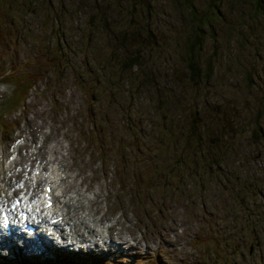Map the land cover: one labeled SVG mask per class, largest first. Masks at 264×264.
<instances>
[{
  "label": "rangeland",
  "instance_id": "374dc122",
  "mask_svg": "<svg viewBox=\"0 0 264 264\" xmlns=\"http://www.w3.org/2000/svg\"><path fill=\"white\" fill-rule=\"evenodd\" d=\"M50 1L45 5L35 0L33 11L21 22L24 56L33 53L34 42L43 45L47 40V28L58 10L56 21L61 20L64 27L71 25L67 34L80 49L75 54L78 60L80 53H86L105 66L110 55L119 59L120 52L137 50L142 70L127 89L118 86L122 102H115V111L120 116L106 99L113 94L106 92L104 103L93 107L78 84H71L69 75L64 82L47 78L38 82L20 106L1 107L9 128L7 134L0 132L1 160L10 178L8 198L17 180L28 177L37 164L43 180L29 193H39L51 164L57 161L63 195L59 201L69 191H77L73 204L67 206L75 231L65 227V235L61 233L67 241L78 233L89 240L80 249L66 242L67 252L112 255L113 264H264V223L252 239L246 224L249 216H245L249 205L256 203L260 204L258 212L264 214V0L258 4V0ZM100 13L107 16L105 25L98 20ZM90 19L94 23L88 26ZM61 27L54 22L50 30ZM87 30L91 35L85 39ZM195 33L201 43H194L192 54L187 55L186 46ZM187 57L196 63L201 76L196 85L187 79ZM82 72L80 67L78 73ZM146 74L152 82L150 92L147 87H136V79L141 81ZM84 81L88 83L86 77ZM52 83L55 95L49 89ZM9 88L0 84V102ZM126 92L132 102L124 97ZM159 100L167 101L166 111L183 123H191L195 116L198 134L206 141L205 136L217 134L216 140H209L216 162L196 168L175 196L154 198L164 202V217L142 196L139 206L128 192L120 191L113 174L119 171L121 157L139 170L145 163L141 154L159 158L161 136L166 140L167 133L173 132L168 123L157 131L161 113L155 104ZM89 115L95 124L93 132L88 129ZM176 122L174 127L179 128ZM154 138H159V145H154ZM119 141L122 148L113 153ZM141 144L148 153L137 150ZM101 239H106L102 245ZM31 242V250L13 252L5 247L0 256L43 259L41 254L47 249ZM29 251L32 254L27 255ZM207 254L212 255L209 260Z\"/></svg>",
  "mask_w": 264,
  "mask_h": 264
},
{
  "label": "trees",
  "instance_id": "16d2710c",
  "mask_svg": "<svg viewBox=\"0 0 264 264\" xmlns=\"http://www.w3.org/2000/svg\"><path fill=\"white\" fill-rule=\"evenodd\" d=\"M38 1L45 3V5L51 3L50 0ZM258 2L259 0L257 4ZM34 4L35 0H0V81L6 82L10 86L8 96L0 103L2 109H6L8 106H20L26 99L28 92L38 88V86H35L38 82L46 78L51 82H64L66 76L69 75L71 77V84L75 82L78 84L79 89L85 92L86 97L91 99L90 103H92L93 107L104 103V97L102 96L106 92L113 94L106 97V99L108 98L109 100V108H112L113 112L120 116L121 114L115 111L118 106L115 102H122V93L118 92V86L126 85L127 89L129 84L135 80V75L142 70L139 64L140 53L137 50H133V53L120 52L118 54L119 59L110 55L105 66L98 63L96 59L89 58L86 53H80L81 59L78 60L75 54L80 52V49L71 42L70 37L72 35L69 36L67 34L71 30V25L64 27L61 20L56 21L59 11L55 10V16L52 17L53 24L57 22L58 24H62V27L50 30L53 27V24H51V27L47 28L49 36L44 41V44L41 45L39 42H34L32 45V50L34 49L33 53L24 56L23 49H21V43L23 42V35L21 34L23 24L21 22L25 15L33 11ZM61 15H66V13H62ZM98 20L103 25L108 22L107 16L102 13L98 14ZM92 23L94 21L90 19L88 26ZM90 35L91 31L87 30L83 34V37L85 36L84 38L87 39L90 38ZM194 43H201V38L198 33H195L194 40L188 41L186 46L187 55L192 54ZM187 58L185 67L187 69V79L190 83L196 85L199 83L201 76L199 75L196 63H193L190 58ZM25 62L27 63L25 64ZM80 67L83 68L82 73H78ZM109 72L113 73L114 76H110ZM84 77H86L88 83L84 81ZM112 78L114 79L112 80ZM90 84L93 86H90ZM136 87L137 89L139 87L146 89L145 87H147L150 92V88L152 87L150 76L147 74L142 76L141 81L136 79ZM49 89H53V94H56L55 83H52V87ZM127 96L128 94L126 92L124 97L131 100L129 98L130 95ZM157 97L160 99V95ZM155 107L158 110L157 112L161 113L160 120L158 119L159 123L155 124L157 131H159L158 128L163 129L167 123L173 131L172 133H167L166 140H161L165 135L161 136L160 140L159 138H154V145L156 142L158 144L159 141L161 143L157 147L160 152L158 155L159 158L157 155L146 156V153L141 154L143 156L142 160L145 163H142L143 167L139 170L134 162L130 163L125 157H121L118 160L119 171L113 174L117 179L116 184L120 188V191L124 190L128 192L129 197L136 199V204L139 206V197L142 196L144 201H148L150 206L152 204V207H155L156 213L161 214V208L164 206V202L162 200H154L156 196H159L163 200L171 198V193L175 196V190L177 192L181 190V185L185 179L193 175L196 168L201 170L203 164L206 163L207 165L209 162H216V156L210 150L212 143L209 142L213 139L216 140L217 134L213 137L205 136L208 139L206 141L203 136L198 134L196 127L199 126V123L198 119H195V116L191 123H183L178 116L176 117L171 112L166 111L167 101L162 102L159 100L155 104ZM95 110H97V113L100 112L98 108ZM127 110H130V107ZM5 115L6 112H0V132L2 131L7 134V129L9 128H7L8 121ZM92 120L93 116L90 118L89 115V132H93V129H95V124ZM175 121L180 123L179 128L174 127ZM148 125H151V123ZM204 143L205 146H203ZM119 144L117 143L111 149L113 153L120 150V147L122 148L121 144ZM97 146L101 147L103 144ZM138 148L148 153L149 149L144 147L143 144L141 146L138 145L137 150ZM155 156L158 158L156 161H154ZM150 157L152 160H150ZM162 160L167 161V163L164 164ZM127 167H129L128 170ZM147 193H149L150 197ZM239 198L241 200V196ZM257 204L259 203L250 204V212L245 215L249 216L246 224L252 239L257 238L258 232L263 230L262 223H264V214L258 212L257 208L260 207V204ZM222 206H228V204H223ZM161 215L164 217L163 214ZM210 256L212 255L207 254V259ZM0 264H113V261L112 255L58 251L51 257H46L45 255L43 259H37L34 256L26 257L21 261L19 258L11 260L0 257Z\"/></svg>",
  "mask_w": 264,
  "mask_h": 264
},
{
  "label": "bare ground",
  "instance_id": "6f19581e",
  "mask_svg": "<svg viewBox=\"0 0 264 264\" xmlns=\"http://www.w3.org/2000/svg\"><path fill=\"white\" fill-rule=\"evenodd\" d=\"M1 158L2 155H0V203L8 204L7 202L9 201V199L6 190L10 188V186L8 185L10 178L7 176L8 175L7 173L5 174L7 168L6 165H4L3 160H1ZM59 170H60L59 162L53 161V163L50 166V175L45 177L47 179H44V183L42 184V187H40L39 194L38 193L31 194L29 193V191L32 192L35 186L37 185V182L39 180L40 181L43 180V178L40 177V174H35V171L41 173L42 168L38 164L34 165V167L31 169V173H30L31 177L29 179L25 177L24 179L17 180L16 183L19 184L18 187H21L20 189H22V191L19 192L20 197L19 198L16 197V199H21L22 206H27L31 208L30 213L35 216L34 217L35 220L39 218V220H37L38 221L37 227L40 225L47 226V224H49L47 220L49 216L60 215L61 219L53 224L54 229L58 230L61 225L66 224L67 225L66 227L69 229V231L73 233L75 231L74 219L67 217V213H68L67 206L73 204L72 202L77 194V191L75 193V191L72 190L69 191L70 192L69 194H66L64 200H66L67 203L62 202L63 198H61V200L59 201V198L63 196L59 193L60 184L62 182V178L59 175ZM45 184L48 185L50 184L51 186L50 194L52 195L53 201L50 207L44 206V201H43L44 198L42 194L44 192L43 187ZM12 192L14 194V192H16V189L13 188ZM15 196H17L16 193ZM12 199L13 198H11V200ZM78 207H80V204ZM78 218H80V216ZM79 223L80 222H77V225H80ZM37 227H36V232L35 233L33 232V234H36L38 236V239L40 240V245H47L53 243L52 233L45 235V233L41 231L40 228L39 230H37ZM64 229L66 228L64 227ZM24 235L26 237V241L29 244H31V235H26V234ZM77 235L82 236V234L79 233ZM7 247L11 248L9 244L7 245Z\"/></svg>",
  "mask_w": 264,
  "mask_h": 264
},
{
  "label": "clouds",
  "instance_id": "9594fccd",
  "mask_svg": "<svg viewBox=\"0 0 264 264\" xmlns=\"http://www.w3.org/2000/svg\"><path fill=\"white\" fill-rule=\"evenodd\" d=\"M105 240H106V239H101V240L98 241V243L103 244V242H104Z\"/></svg>",
  "mask_w": 264,
  "mask_h": 264
},
{
  "label": "snow or ice",
  "instance_id": "6c2138e0",
  "mask_svg": "<svg viewBox=\"0 0 264 264\" xmlns=\"http://www.w3.org/2000/svg\"><path fill=\"white\" fill-rule=\"evenodd\" d=\"M6 219V218H5Z\"/></svg>",
  "mask_w": 264,
  "mask_h": 264
}]
</instances>
